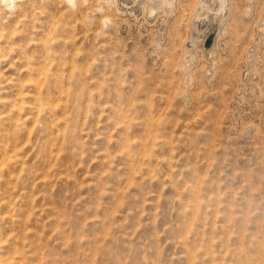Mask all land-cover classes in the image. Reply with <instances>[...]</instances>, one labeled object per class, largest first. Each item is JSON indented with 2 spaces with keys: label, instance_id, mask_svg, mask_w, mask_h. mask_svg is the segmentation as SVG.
Returning <instances> with one entry per match:
<instances>
[{
  "label": "rangeland",
  "instance_id": "rangeland-1",
  "mask_svg": "<svg viewBox=\"0 0 264 264\" xmlns=\"http://www.w3.org/2000/svg\"><path fill=\"white\" fill-rule=\"evenodd\" d=\"M0 264H264V0H0Z\"/></svg>",
  "mask_w": 264,
  "mask_h": 264
}]
</instances>
